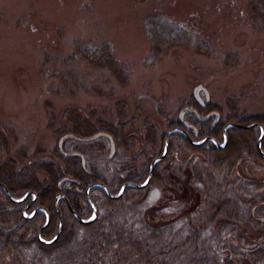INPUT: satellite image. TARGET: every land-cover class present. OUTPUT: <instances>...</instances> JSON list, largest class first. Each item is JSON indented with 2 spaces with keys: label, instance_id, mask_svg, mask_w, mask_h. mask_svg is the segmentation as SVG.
Instances as JSON below:
<instances>
[{
  "label": "trees",
  "instance_id": "trees-1",
  "mask_svg": "<svg viewBox=\"0 0 264 264\" xmlns=\"http://www.w3.org/2000/svg\"><path fill=\"white\" fill-rule=\"evenodd\" d=\"M132 1L143 3L146 0ZM247 8L252 26L257 30H264V0H247ZM142 24L150 45L146 59L152 65L160 60L164 47L182 46L188 49L193 42L185 27L171 23L161 16L147 15ZM204 51V48L197 47V52ZM113 56L111 46L107 43L91 48L75 41L72 50L65 55L43 53L38 63L39 73L43 77L50 74L57 78L55 93L62 98H73L80 93L111 98L114 89L107 79L105 88L98 83H88L80 73V63L85 62L92 68L107 70L118 84L125 86L129 83V77L123 65ZM232 59L236 61L238 58L228 52L224 57L225 64ZM225 103L226 113H222L221 108L212 103L202 107L194 97L183 104L193 106L200 115L217 110L221 115L220 121L212 127L209 122H201L188 114L185 119L195 126V130L183 126L178 118L170 121L168 129L182 127L190 138L179 131L169 135L168 153L155 163L152 179L146 186L171 188L177 195L186 194L185 200L191 204L184 211L186 215L193 213V217L183 215L172 220L152 222L147 217L148 206L145 203L131 204L126 201V195L133 187L128 186L120 198L110 199L104 189L95 186L90 189V196L97 206L98 217L90 224H82L72 214L66 201L59 199L58 206L64 223L62 232L53 244H42L37 239V230L45 222L46 215L38 211L32 218H24L21 211L29 203L27 213L37 206L47 209L50 222L41 236L43 239H51L58 229V210L55 206L58 194L66 196L69 206L78 216L87 218L92 209L84 194L90 183H103L112 194H116L127 181L144 182L151 159L155 157H149L138 164L127 162L119 168L111 166L109 174H105L101 169L97 171L88 168L86 164L84 169L81 158L76 154L63 156L57 144L54 152L60 158L61 165L52 161H34L28 165L32 170L22 167L16 171L13 158L8 157L0 162V182L9 190L11 197H22L28 191L36 195L32 202L33 196L30 195L27 201L16 203L0 188V253L10 252L14 258L12 264H235L234 255H243V248L251 244L249 237L243 236L237 229L243 223H250L255 232L253 238H258L259 244L250 246L245 254L250 264H262L264 179L243 178L235 170L238 164L246 160L258 161L259 165L264 166V159L258 155L256 146L260 129L257 126L250 129L229 127L226 130L228 141L223 148H218L212 141L201 145H193L190 141L212 136L222 143L223 128L230 122L264 124L263 115L241 112L235 98H227ZM115 105L117 122L98 116L95 121L99 128L87 129L88 133L76 132L79 111H64L67 126L57 128L56 136L60 138L64 134L73 133L88 137L105 132L111 135L115 144V152L109 157V161L119 158V150L126 144L127 137L135 135V130L131 121L125 122L123 118L125 101L116 99ZM88 120L83 118L86 124L89 123ZM164 136L165 133L158 139L155 128L151 124H145L143 140L157 144V155L163 151ZM98 138L109 140L104 135ZM72 143L71 139L66 138L63 149L75 152L68 147ZM108 143L110 149V141ZM261 148L264 151V138ZM177 152L196 153L202 158L197 162L194 159L187 160L183 168H177L173 163ZM177 169L181 170L180 176L175 173ZM37 170L43 173L42 179L35 176L34 172ZM218 177L221 178L220 181ZM97 190L109 204L120 202V205L105 209L100 203L101 197L94 194ZM177 195V198H182ZM192 219L195 224L191 222ZM230 232H234L231 237Z\"/></svg>",
  "mask_w": 264,
  "mask_h": 264
},
{
  "label": "rangeland",
  "instance_id": "rangeland-1",
  "mask_svg": "<svg viewBox=\"0 0 264 264\" xmlns=\"http://www.w3.org/2000/svg\"><path fill=\"white\" fill-rule=\"evenodd\" d=\"M150 14L185 27L193 38L191 46L188 49L164 47L160 60L152 65L146 59L150 45L142 24L143 18ZM248 18L247 0H146L143 3L0 0V162L13 158L17 170L29 168L34 161L61 165L54 150L60 139L56 136L57 128L67 126L64 111L80 112L76 132L84 133L87 129L99 128L95 121L98 116L117 122L116 99L125 101L123 118L125 122L131 121L135 130V135L127 137L119 150V158L109 161V143L105 139L86 142L71 139L73 143L68 147L85 156L88 168L101 169L105 174H109L111 166L119 168L127 162H144L158 153L157 144L143 140L145 124H151L157 138H161L168 129L167 124L178 118L181 108L186 107L183 104L193 98L198 84L209 93L207 103L219 106L222 113L227 112L226 99L235 98L241 112L264 116V30L254 28ZM75 41L91 48L109 44L113 57L123 65L129 83L121 86L107 70L81 62L80 73L84 79L104 88L107 79L113 86V96L80 93L73 98H62L56 94L57 78L39 73L40 56L43 53L65 55ZM198 46L205 51L197 52ZM228 52L238 59L225 64ZM83 118L89 119V123ZM200 158L196 153L177 152L173 163L183 168L187 160L197 162ZM235 170L243 178L264 179V166L258 161L246 160ZM175 173L180 176L181 170ZM34 174L39 179L44 176L38 170ZM100 193L94 192L101 197L100 203L105 209L120 205V202L109 204ZM176 195L171 188H133L128 191L126 201L145 203L147 217L152 222L167 221L186 215L184 210L191 204L185 200L186 194L178 193L182 198ZM191 222L195 224L193 219ZM237 232L249 237L251 244L243 248V255H234L235 264H250L246 250L259 244V239L253 238L255 232L250 223L239 225ZM233 233L230 232V237ZM13 262L10 252L0 253V264Z\"/></svg>",
  "mask_w": 264,
  "mask_h": 264
},
{
  "label": "water",
  "instance_id": "water-1",
  "mask_svg": "<svg viewBox=\"0 0 264 264\" xmlns=\"http://www.w3.org/2000/svg\"><path fill=\"white\" fill-rule=\"evenodd\" d=\"M202 90L203 93H204V96L206 98V100H209V93L208 91L206 90V88L200 84H198L194 90H193V93L196 97H198V94H199V91ZM187 114H193L199 121H202V122H205L207 120H209L211 117H214V120L212 122V126H214L220 119V113L218 111H212V112H209L208 114H206L205 116H199V113L197 112L196 109H194L193 107H183L181 108L180 112H179V115H178V118L180 120V122L188 127H190V125L184 120V117L185 115ZM257 125L259 128H260V135L257 139V150L258 152L260 153L259 155H261V157L264 159V152L263 150L261 149V142L264 138V125H261V124H257V123H253V124H250V125H247V126H243V125H238L236 123H227L225 124L224 128H223V143L222 144H219L218 141L213 138L212 136L211 137H205L203 138L202 140H199V141H193L190 139L191 143L193 145H201V144H204L205 142L207 141H213L216 146L218 148H223L224 145L227 144V135H226V130L227 128L229 127H241V128H247V127H253ZM175 131H179L183 134H185L186 136H188V134L180 127H175V128H171L169 129L166 133H165V136H164V148L163 149V152L161 155L159 156H156L155 158L151 159V163H150V167H149V173H148V176L146 178V180L141 183V184H137L135 182H125L121 188H120V191H118L116 194H112L109 189L107 188V186L103 183H100V182H96V183H90L87 187H86V190H85V196H86V199L88 200V203L89 205L91 206V209H92V213H91V216H89L88 218H83L81 216H78V214L71 208V206H69V202L66 198V196L63 194V193H60L56 196L55 198V206L58 210V229L55 233V235L53 236L52 239H43L42 236H41V232L43 231L44 228H46V226H48L49 222H50V217H49V214L47 212V209L46 208H43V207H36L33 212L30 214V215H26L25 213V209H23L22 211V215L24 218H31L33 217L35 214H37V211L38 210H41L45 213L46 215V220L44 222V224L41 226V228L39 230H37V239L42 243V244H45V245H50V244H53L60 236L61 232H62V229H63V217H62V213L59 209V206H58V201L60 198L64 199L67 203V206L69 207V209L71 210L72 214L76 217V219L82 223V224H90L91 222H93L97 217H98V209L96 207V205H94V201L92 200L91 196H90V189L95 187V186H98V187H101L102 189H104V191L106 192L105 194H107V196L110 198V199H118L122 196L123 192H125V189L128 187V186H131V187H135V188H144L146 187L151 179H152V176H153V171H154V165L156 162L160 161V159L162 160L166 154L168 153V149H169V134L171 132H175ZM101 135H106L109 137V141H110V145H111V150H110V156H112L115 152V145H114V141L111 137V135L107 134V133H104V132H99V133H96L94 135H91L89 137H80V136H77L75 134H71V133H68L66 134L65 136L67 138H71L73 140H77V141H89V140H93ZM63 155L65 156H72L73 153H70V152H62ZM81 163H82V166L85 167V158L83 156H81ZM0 186L4 189L6 195L9 197L10 200H12L13 202H16V203H21V202H24L25 200L28 199V197L30 195L33 196L31 202L36 198V195L35 193H33L32 191H28L26 192L22 197L20 198H13L11 197L9 191L5 188V186H3V184L0 183Z\"/></svg>",
  "mask_w": 264,
  "mask_h": 264
},
{
  "label": "flooded vegetation",
  "instance_id": "flooded-vegetation-1",
  "mask_svg": "<svg viewBox=\"0 0 264 264\" xmlns=\"http://www.w3.org/2000/svg\"><path fill=\"white\" fill-rule=\"evenodd\" d=\"M200 95V96H199ZM199 95H198V101H199V103H200V105H202V107H206V103H205V99H204V97H203V94L200 92L199 93ZM199 98L201 99V101L199 100ZM211 122H212V119L210 120ZM62 139V138H61ZM61 139H60V142H61ZM15 160V159H14ZM13 167H15V170L17 171V164H15V166H13ZM29 169V168H28ZM1 184H3L2 182H0ZM3 186H5V185H3ZM6 187V186H5ZM0 188H2L1 186H0ZM3 189V188H2ZM7 189V188H6ZM4 190V189H3ZM8 190V189H7ZM9 191V190H8ZM10 193V192H9ZM29 198V197H28ZM32 200V199H31ZM27 201V200H26ZM25 202V201H24ZM31 203H29L27 206H26V208H24L25 209V213H26V215H30L32 212H30V213H27L26 212V209H27V207L30 205ZM37 207H41V206H37ZM43 208H45V207H43ZM35 209V208H34ZM22 211H23V209H22ZM22 211H21V214H22ZM38 211H41V210H38ZM37 211V212H38ZM43 212V211H42ZM23 216V215H22ZM32 218V217H31ZM26 219H29V218H26Z\"/></svg>",
  "mask_w": 264,
  "mask_h": 264
}]
</instances>
